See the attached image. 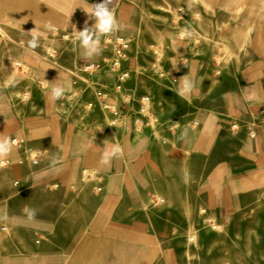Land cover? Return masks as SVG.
<instances>
[{
  "label": "crops",
  "instance_id": "obj_1",
  "mask_svg": "<svg viewBox=\"0 0 264 264\" xmlns=\"http://www.w3.org/2000/svg\"><path fill=\"white\" fill-rule=\"evenodd\" d=\"M21 1L22 10L20 0H0V191H43V264H65L67 257V264H192L190 235L166 226L177 222L167 208L202 211L199 264H264V9L258 19L249 10L227 25L220 9L224 0H216V43L226 42L231 57L224 60L222 52L221 61L210 66L205 52L210 44L201 37V54H185L183 64L167 51L166 62L175 67L162 78L137 70L149 43L172 49L174 38L160 43L157 34L164 29L144 21L139 0H107L116 20L108 34L129 35L123 68L131 80L193 85L181 107L153 97L149 113L159 130L151 133V117L141 105L121 101L124 94L109 73L89 76L93 87L81 82L77 68L106 56V33L93 34L98 51L90 54L80 40L51 34L91 27L95 20L85 10L101 0H42L53 19L36 23L31 3ZM191 28L183 26L185 48L192 43ZM199 30L209 31L207 25ZM16 31L38 34L17 39ZM15 63L26 66L30 78L13 70ZM53 86L63 88L60 97L51 96ZM167 86L171 96L182 88ZM25 91L29 101L20 99ZM76 96L82 104L65 102ZM106 106L118 119L111 121ZM225 132L239 140L231 150L220 145ZM113 146L119 151L103 162ZM154 159L177 167L168 175L185 179L180 189L189 198H146V171ZM192 193L198 197L194 202ZM14 240L15 233L0 236V264H16Z\"/></svg>",
  "mask_w": 264,
  "mask_h": 264
},
{
  "label": "rangeland",
  "instance_id": "obj_2",
  "mask_svg": "<svg viewBox=\"0 0 264 264\" xmlns=\"http://www.w3.org/2000/svg\"><path fill=\"white\" fill-rule=\"evenodd\" d=\"M20 2L21 6L19 5V7L20 10H22L23 1L20 0ZM28 2L31 3L30 11L33 23L43 19H53L51 12H49L48 9L43 6L42 0H28ZM216 2V0H139L138 3L141 7L140 13L147 14L143 16L144 21H147L149 24L155 23L164 29L162 33L157 34V38H159L160 43L163 44L164 40L168 41V39L173 38L174 42L172 49L166 48V46L157 47L149 43V47L145 49L143 53V62L137 71L149 73L155 72L159 73L162 78H165V72L168 69L174 70L175 67L173 66V63L166 62L168 58L167 51L170 50L172 53H176L181 63H184L185 54H191L192 56L196 57L201 54L202 48H199L198 43L201 37L202 39L205 38L207 43L210 44L205 50V52H207L209 63H211L210 66L214 65L212 63L216 64L221 61L222 52L225 54L224 60H228L231 57V49L227 47V43L221 42V38L219 41L220 43H223L222 46L216 43L215 32L216 27H218L214 25ZM222 3L223 6L220 5V9L223 8V13L225 15L223 22L227 25H230V23L233 22V20H237V18L242 19V16L247 15L249 10H251L250 12L253 14L252 18L258 19L261 9H264V0H224ZM199 7L208 11L209 15L207 17L200 15L198 10ZM154 11H159V13L162 14L160 18H156L151 15ZM190 12H192L193 15H191ZM184 25L192 26V43L187 48L183 47L184 44L182 42L188 35V33L183 30ZM206 25L209 31L207 30L208 32L201 34L199 29ZM168 29L171 30L168 31ZM52 33L59 39H72L73 41L80 40L79 34L71 35L70 33L61 32L58 30L52 31L51 34ZM181 33L183 34L181 35ZM1 34L5 37L11 38L10 33L6 31L1 30ZM36 34H38V32H14V35L17 39H22L24 36L29 37V35L30 37H33V35ZM102 36L104 39L106 36L108 38H117L122 36L128 42L130 40L129 35L124 36L121 34L106 33ZM112 50L113 49L108 44H106V51L104 54L108 55V53ZM179 53H181V55ZM14 69H20L19 71H23L26 74L24 76L25 78H30V74L26 66L15 63L13 70ZM77 71H80L81 82H85L87 87H93V81L91 78L89 79V76L92 74L84 72V66L82 68H77ZM167 84H170L171 87H179L180 85L182 86L181 83H179V85L175 81H158L151 78L142 80H131L128 78L121 84L120 90L121 93L124 94L121 97V101H125L126 104H138L142 106V109L146 115L151 117L150 123L148 125L151 133H157L159 130V128L156 126L157 124L154 123L155 119L152 118L151 113H149L154 96L156 98L160 96L161 100L163 101H167L168 98H170L179 107H181L184 102V95L181 94V92H178V90H176V95L171 96L167 94ZM114 86H117L115 81ZM30 98L31 95L28 91L20 93L21 100L29 101ZM65 102L74 103V105L77 103V105H80L82 104V97H65ZM106 111L110 112V115L112 116L111 121L118 119L114 117L117 116V113L111 106H108ZM205 124L208 125L207 123ZM204 128H206V126H204ZM222 138L223 139L221 140L220 145L223 146L225 150H231L239 143L238 139L226 132L225 136ZM37 154L38 153L32 150L29 154L30 159L35 160ZM210 163H212V161L209 160V167ZM148 164V169L146 171L147 175L145 178L148 184L146 186L147 199H155L159 200L160 202H177L179 200H183L185 196L188 197L189 193H184L180 189L185 182V179L183 177L168 175L169 170H177L176 166L171 164L169 165L166 161H159L156 159L149 161ZM3 165L4 164L1 162L0 167ZM198 165L199 161L193 162V170L196 166L198 167ZM2 177L3 181L7 179L5 175ZM190 195L193 202L195 199H198V197L194 196L193 193ZM0 203L2 205L0 206V236L4 238L11 236L12 233H15L16 240H14V242L16 246V264H43V191L32 190L29 192H22L19 188L12 192H8V190L0 191ZM166 211L174 212L175 214L170 215L169 219L177 220L175 224H166V226L173 227L177 232H187L190 235L187 243L189 244V248H192L193 250L192 264H199L198 234L201 225L199 224L198 216L202 213V211H200V209L194 208H192V210H184L183 208H167ZM10 217H14V221ZM5 242H7V239ZM64 263H71V257L65 258Z\"/></svg>",
  "mask_w": 264,
  "mask_h": 264
},
{
  "label": "clouds",
  "instance_id": "obj_3",
  "mask_svg": "<svg viewBox=\"0 0 264 264\" xmlns=\"http://www.w3.org/2000/svg\"><path fill=\"white\" fill-rule=\"evenodd\" d=\"M90 18H94L95 23L91 27H85L79 31V39L81 46L85 49L86 53L98 51V41L93 39V34L99 35L101 33H108L115 29L116 20L113 16L111 9L108 6L107 0H101L99 3L91 4L90 10H85ZM183 33H181L182 35ZM192 82L189 80L182 81L181 94L189 91L192 88ZM63 93V88L53 86L51 88V96L53 98L60 97ZM7 148L5 147V151ZM119 151L115 146L111 151L106 150L102 157L103 162L107 163V159Z\"/></svg>",
  "mask_w": 264,
  "mask_h": 264
},
{
  "label": "built area",
  "instance_id": "obj_4",
  "mask_svg": "<svg viewBox=\"0 0 264 264\" xmlns=\"http://www.w3.org/2000/svg\"><path fill=\"white\" fill-rule=\"evenodd\" d=\"M105 45L108 44L113 50L106 55L102 61L90 62L84 66V72L94 74L104 70L115 79L116 88L121 89V84L129 78V72L123 68V62L126 57V52L129 49V42L124 37L104 39ZM102 99H107L108 95L98 92ZM108 107V106H106ZM264 115V111H261Z\"/></svg>",
  "mask_w": 264,
  "mask_h": 264
},
{
  "label": "bare ground",
  "instance_id": "obj_5",
  "mask_svg": "<svg viewBox=\"0 0 264 264\" xmlns=\"http://www.w3.org/2000/svg\"><path fill=\"white\" fill-rule=\"evenodd\" d=\"M195 239V238H194Z\"/></svg>",
  "mask_w": 264,
  "mask_h": 264
}]
</instances>
